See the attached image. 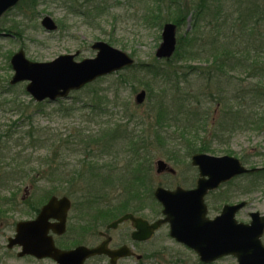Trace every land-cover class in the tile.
<instances>
[{
    "label": "rangeland",
    "instance_id": "1",
    "mask_svg": "<svg viewBox=\"0 0 264 264\" xmlns=\"http://www.w3.org/2000/svg\"><path fill=\"white\" fill-rule=\"evenodd\" d=\"M76 1L78 3H73ZM200 1H189L186 3V10L189 12L193 4H199ZM64 2V0H33L32 3L36 4L33 8L30 0L21 1L0 19V144L2 146L0 150V264H57L54 259L48 257L41 259L32 255L19 257L17 252L20 247L8 248L7 243L8 238L15 234L17 222L35 217V208L45 203L50 195H64L65 192L62 190L64 186L67 190L77 189L79 192L71 195L73 209L68 218L69 230L66 236L57 238L56 243L65 246L69 239L75 236L76 229L79 234L91 233L97 229L96 226L92 228L86 226V222L90 218H95L96 215L81 210V204L86 201L84 194L86 188L92 186L87 181L95 182L93 185L96 186L99 178L88 174L80 175L81 171L78 172L77 167L82 163L83 157L79 154L80 152L75 154L71 150L79 139L85 138L91 131L98 132L97 130L105 129L113 133L120 124L128 126L130 143L124 144V151L116 167L123 169L125 165L128 166L126 151L131 150L133 148L131 146L135 145L133 149L137 148L138 151L134 153L137 158L134 166L136 171L140 169V175H142V181L138 183L140 195L135 200L144 196V186H142L144 181L148 185L152 184L154 188L159 185L171 188L192 187L194 181L190 179V175L197 174V168L191 164V159L187 157L188 154L183 148L190 143L201 146L206 143L213 150L205 152L215 156H236L249 168L264 166V124L260 123L258 127L249 129L239 124L234 131H230L231 134L225 132V136H216L215 130L221 127L219 123H224L218 118L224 106L218 104L217 100L211 96L212 90L207 82L213 81L189 72L194 70L192 66L210 68L212 59H206L209 48L198 38L199 45H203H197L196 58L190 57L193 50H190L186 43H183V47L178 50L180 37H183L189 28L188 23L181 27L176 25L177 46L170 58L172 62H166L165 59L158 58L156 55L162 43L163 27L166 23L173 22L172 17L175 11L171 13V20L157 27L155 23L147 24L141 18L144 17L143 8L134 1L122 0L120 4L113 1L108 6L101 7V10L91 11H88L84 0H72L68 3L71 7L64 6ZM44 16H50L57 23L56 31L49 32L42 27L41 20ZM187 20H191V15ZM2 28H9L12 32H3ZM97 41L107 42L129 53L134 58L135 64L101 76L92 82V87L84 86L54 102L35 101L26 91L28 81L11 84L14 70L10 60L19 50L23 49L26 57L34 62H49L60 55L76 52L79 54L76 55L75 60L81 61L96 56L97 51L92 48V45ZM159 62L171 69L172 76L168 77V80H162L155 72H152L153 70L147 68L146 64ZM183 74L186 76L184 77ZM239 76L241 79L244 78L243 75ZM171 78L181 83L180 91L189 89L191 93H195L200 101L198 109L207 111V119L201 122L202 128L198 135L192 128L184 130L185 136L182 137L183 128L175 130L174 127L166 125L160 128L156 124L154 106L149 108L152 104L151 98H146L140 104L136 102L137 93L142 89L147 90L145 85L152 88L153 95H158L161 93L159 82H172ZM243 82L258 81L244 79ZM94 92L97 93L98 98H104L102 105L93 104L87 100V96ZM170 94L172 93H169V96ZM228 96L232 95L225 96V100ZM169 98L168 102L173 106L175 104L172 101L173 97ZM222 99L224 100V96ZM230 103L237 105L235 102ZM252 108L251 110L256 112L255 116L264 117V102ZM226 109L229 110V107L227 106ZM227 115L228 113L225 114ZM205 130H207L206 133ZM29 132L33 137L29 136ZM158 132L170 135L174 140L172 142L164 140L162 144L157 139ZM33 140H36L34 145ZM169 154L170 159L167 156ZM47 159L55 160L49 168L60 169L66 166L67 171L64 176L70 181L74 180L73 183L59 185V188L51 184V177L43 173L45 170L43 162ZM158 159L167 161L176 172L158 173L156 171ZM73 170L77 172L74 173ZM98 186L99 184L96 187ZM51 187L53 190L46 192ZM119 192L120 190L116 189V192L110 195L112 203H118ZM147 199L148 207L146 206L142 215L152 221L161 216V207L156 200ZM241 200H246L248 205L237 213L238 221L249 222V213L252 211H260L264 214V171L239 176L209 194L206 198L209 216L213 218L219 214L225 203ZM76 217L80 219L82 217L83 225H81L84 229H81ZM132 230V223L126 221L117 229L110 231L115 238V243L126 241L133 246L137 254H142L139 260L133 256L120 260L118 264H204L194 250L170 236L168 224L161 227L152 239L145 242L132 241L129 237ZM85 239L86 242H100L93 235ZM262 240L264 242V236ZM71 244L73 245L74 241ZM86 264L110 263L107 257H97L88 260ZM211 264H238V260L232 255H227Z\"/></svg>",
    "mask_w": 264,
    "mask_h": 264
},
{
    "label": "trees",
    "instance_id": "2",
    "mask_svg": "<svg viewBox=\"0 0 264 264\" xmlns=\"http://www.w3.org/2000/svg\"><path fill=\"white\" fill-rule=\"evenodd\" d=\"M25 1L27 0H23V2ZM30 1L32 3L33 0ZM64 1V6L71 7L68 3L72 0ZM113 1L116 4L122 3V0H84L88 11L94 9L101 10ZM127 1H134L140 8H143L144 17L141 18L147 24L149 22L155 23L157 27L171 20V13L175 11L172 17L173 22L178 27L187 23L189 26L186 34L180 37L178 50L183 47V43H186L190 47V50H193L190 57L196 58L198 56L197 45L200 42L197 41L198 38L201 39V43L203 42L209 48L206 59H212L210 68L205 69L192 66L194 70L189 72L213 81L207 82L209 88L212 90L211 96L217 100L218 104L224 106L220 116H218L224 123H219L222 131L221 127H219L220 131L215 130L217 131V137L221 135L225 136V132L231 134L232 132L230 131H234L239 124L247 129L258 127L260 123L264 124V117L260 115L255 116L256 112L251 110L253 106L264 102V84H262L264 82V0H201L199 4H193V8L189 12L186 10V3L189 1L194 2L195 0ZM32 4L34 8L36 4ZM190 15L191 20L188 21L187 18ZM2 31L7 33L12 32L9 28H2ZM166 62L172 61L167 59ZM146 65L147 68L153 70L152 72H155L162 80H168V77L172 76L171 69L161 62ZM183 75L184 77L186 76V74ZM239 75H243L244 78L241 79ZM244 79H255L258 82H243ZM171 81L159 82L158 85L161 88V93L155 94L156 96L152 94V88H149V85H145L148 90L147 98H151L150 101L152 103L149 108L154 106L156 112V124L160 128L164 125L174 127L175 130L183 128L181 137L185 136L184 130L187 128L194 129L195 134L198 135L202 128L201 122L207 119V111L198 109L200 108L198 105L200 101L195 93H191L189 89L180 91L181 83L175 78ZM92 86L93 83L88 84L86 88ZM169 93L172 94L169 96ZM228 94L232 96H228L225 100V96ZM223 96L224 100L222 99ZM169 97H173L172 101L175 103L173 106L168 102ZM103 99L98 98L96 92L87 96L89 102L93 104L97 103L98 105H102ZM89 102L86 103L89 104ZM230 102H235L237 105L235 106ZM227 106L229 110L226 109ZM225 112L228 113L227 116H225ZM228 124H230V127ZM127 127V125L120 124L113 133L105 129L97 130L98 132L91 131L87 136L85 135V138L79 139L78 143H73L74 147L71 150L75 154L80 152L79 154L83 157L82 163L77 167L79 169L78 172L81 171L80 175L88 174L91 177L97 176L99 178V182L96 184V186L99 184L98 187L93 185L95 182L87 181L92 186L86 188L87 190L84 193L86 201L81 204V210L91 215H96V219L90 218L86 222V226L90 228L93 226L99 228L126 212L142 215L148 207L149 200L147 198L154 199V186L152 184L148 185L144 181L142 185L144 186V196L142 195L141 199L135 200L139 197L141 191L138 183L142 181L140 169L136 171L134 166L135 160H137L134 153L138 151L137 148L133 149L136 147L135 145L131 146L133 147L131 150L126 149V154L128 155L126 162L129 163L128 166L125 165L122 167L123 169L116 167V163L121 159V153L124 151V144L130 143ZM206 131L204 132L206 133ZM159 135L163 137L161 138ZM29 136L33 137L32 134ZM157 139L162 144H164V140L166 142L174 140L170 135H164L160 132H158ZM35 143L36 140H33L32 144L34 145ZM195 144L190 143L183 147L184 151L188 154L187 157H191L196 152L213 150L206 143H203L204 146ZM167 156L168 159L171 158L170 154ZM54 162L55 160L48 159L43 162V168H45L43 173L51 177V184L58 187L59 185L70 184V182L73 183L74 180L70 181L64 176L67 171L66 166L60 169L49 168ZM72 172L75 173L77 171L73 170ZM51 189L52 187L47 189L46 192L53 190ZM116 189L120 190V198L118 197V203L115 204L111 202L110 195L116 192ZM62 190L65 192L64 194L70 196L79 192L77 189L67 190L65 186ZM227 197L229 198V196ZM40 205L37 208L34 207L35 213L38 212ZM76 218L79 225H81L82 217L81 219ZM100 219L103 220L101 221ZM82 225L81 229H84ZM80 242L81 240H76L74 243Z\"/></svg>",
    "mask_w": 264,
    "mask_h": 264
},
{
    "label": "water",
    "instance_id": "3",
    "mask_svg": "<svg viewBox=\"0 0 264 264\" xmlns=\"http://www.w3.org/2000/svg\"><path fill=\"white\" fill-rule=\"evenodd\" d=\"M19 1L0 0V18ZM41 24L47 31H55L58 28L50 16L43 17ZM176 32V24L169 22L164 25L162 43L156 52L158 58H170L174 54L177 46ZM92 48L97 50L93 58L77 61L75 57L79 52H76L60 55L49 62L31 61L21 49L11 58L14 70L11 84L28 81L26 90L36 101H55L100 76L134 64V58L129 53L107 42L97 41ZM146 96V90H141L136 95V102L143 103ZM191 161L200 173L195 188L156 187L154 196L163 207V217L150 222L129 212L110 223L108 228H116L120 223L130 220L134 226L133 240L147 241L156 230L168 223L170 236L193 249L204 263H212L223 256L233 255L238 264H264V214L253 211L250 212L249 223L238 222L236 213L247 205V201L243 200L235 204H225L220 214L210 218L205 201L206 195L221 184L260 168H248L233 155L195 153ZM156 168L159 173L165 170L175 172L163 159L157 160ZM70 207L71 201L67 196H52L36 218L17 223L16 234L9 238L8 247L20 245L22 250L18 253L19 256L31 254L38 258L51 257L57 264H85L88 258L101 254L107 255L111 264H117L118 259L134 254L127 245L116 249L109 248L111 238L94 247L78 245L72 249L59 248L49 231L57 234L66 231ZM50 219L56 221L52 223ZM141 257L137 256L138 259Z\"/></svg>",
    "mask_w": 264,
    "mask_h": 264
},
{
    "label": "flooded vegetation",
    "instance_id": "4",
    "mask_svg": "<svg viewBox=\"0 0 264 264\" xmlns=\"http://www.w3.org/2000/svg\"><path fill=\"white\" fill-rule=\"evenodd\" d=\"M168 173V172H166ZM190 174V172H188ZM199 178V171L197 169V174L194 173L193 175L191 174L190 175V179H192L194 181L195 184H192V187H195L196 186V183H197V179ZM44 205V203L42 204ZM54 221V220H52ZM68 225V223H67ZM104 226H101L100 228H102ZM68 228V226H67ZM110 229H108L107 227L105 228H102V229H95L94 232H87V233H82V234H79L78 230L76 229L75 230V236L72 238V239H69V242H67L65 245H68V246H64L65 248H71V247H75V246H71L72 244V241H76V240H81L82 242H80L81 244H85V245H88V246H95V245H98L100 242L104 241L106 239V237H110L111 238V241L109 243V246L110 248H118L122 245H125V243H127L126 241H122V242H119V243H115V238L110 234ZM67 232L64 234V235H54L55 237V240H57V238H62L64 236H66ZM90 235H93L95 238H97L98 241L100 242H86V239L85 238H88V236ZM75 238V239H74ZM78 245V244H77ZM97 257H106L105 255H102V256H96V257H92V258H97Z\"/></svg>",
    "mask_w": 264,
    "mask_h": 264
}]
</instances>
